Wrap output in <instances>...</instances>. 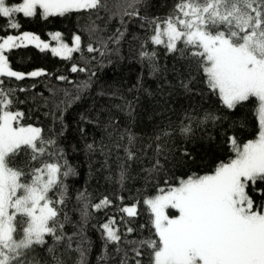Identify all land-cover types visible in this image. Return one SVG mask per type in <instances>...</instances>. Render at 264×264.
Returning a JSON list of instances; mask_svg holds the SVG:
<instances>
[{
  "label": "trees",
  "instance_id": "obj_1",
  "mask_svg": "<svg viewBox=\"0 0 264 264\" xmlns=\"http://www.w3.org/2000/svg\"><path fill=\"white\" fill-rule=\"evenodd\" d=\"M19 2L7 0L9 5ZM177 3L108 0L109 10L98 16L95 10L47 19L16 14L19 29L8 28L7 18H0V37L34 33L48 40L51 33L60 32L69 43L75 35L81 38L80 51L70 59L33 46L7 52L11 69L26 74L23 80L2 78L4 87L14 93L12 110L24 113L22 125L38 127L43 138L55 141L46 146L48 154L35 161L21 151L11 166L24 169L22 182L42 161H58L73 171L63 178L64 204L59 206L65 239L56 243L46 237V245L34 246L22 258L25 264H136L137 260L150 264V250L139 242L158 238L145 201L161 189L178 186L180 180L212 174L229 162L235 157L230 138L241 146L257 138L254 98L226 108L209 91L196 58L182 43L176 52L151 43L154 25L149 21L166 19ZM125 11L139 15H124ZM88 46L97 51L88 52ZM142 51L155 53V70L142 58ZM73 66L85 71L72 72ZM33 71L45 75H27ZM209 113L216 119L205 120ZM185 127L190 133L182 132ZM54 194L58 198L55 189L48 195ZM104 198L109 206L95 210L92 206ZM133 205L135 216L120 211ZM169 213L177 214L174 209ZM109 219L119 229V244L104 238L101 225ZM135 249L143 254L137 257Z\"/></svg>",
  "mask_w": 264,
  "mask_h": 264
},
{
  "label": "snow or ice",
  "instance_id": "obj_2",
  "mask_svg": "<svg viewBox=\"0 0 264 264\" xmlns=\"http://www.w3.org/2000/svg\"><path fill=\"white\" fill-rule=\"evenodd\" d=\"M92 10L97 16L101 10L108 11V0H21L17 5L0 0V18H7L10 29L20 27L14 19L16 14L47 19ZM124 15L138 16L139 12L125 11ZM149 24L154 25L152 44L176 52L177 44L182 43L189 50L209 91L226 108L234 109L254 98L259 132L256 139L243 146L235 137L230 138L235 157L221 163L214 174L190 176L167 192L161 189L160 195L147 199L145 204L158 239L140 241L139 245L150 250V264H264V0H178L172 15L162 21L153 18ZM52 39L57 47L50 48L30 33L0 37V264H25L22 258L34 251V246L46 245V237L56 243L65 239L59 206L64 204L63 178L73 171L58 161H42V166L27 173L29 180L22 182L26 173L23 168L11 166L15 158L23 151L35 161L48 154L46 146L55 141L43 138L42 129L20 123L24 113L12 110L14 93L4 87L2 79H25L26 74L11 69L5 54L24 42L34 43L41 51L50 48L53 55L63 59L80 51L79 35L74 37L73 46L63 43L60 33ZM87 51L97 49L88 46ZM141 56L155 70V53L142 51ZM71 71L85 69L73 66ZM27 75L45 73L33 71ZM215 119L211 113L205 115V120ZM190 131V127L182 129L185 134ZM132 139L129 136L130 142ZM54 189L58 198L48 195ZM110 203L104 198L92 207L99 211ZM86 207L82 211L85 218ZM169 208L178 215L170 217L166 211ZM120 211L130 217L137 214L134 205ZM114 225V219L101 225L103 235L106 241L119 244L121 236ZM67 239L70 248L71 237ZM48 251L53 252V248ZM134 251L137 257L143 254L139 249Z\"/></svg>",
  "mask_w": 264,
  "mask_h": 264
},
{
  "label": "rangeland",
  "instance_id": "obj_3",
  "mask_svg": "<svg viewBox=\"0 0 264 264\" xmlns=\"http://www.w3.org/2000/svg\"><path fill=\"white\" fill-rule=\"evenodd\" d=\"M14 5H17V4H14ZM55 33H60V32H53V33H51L50 34V36H49V39L48 40H44V39H42L40 36H38L37 34H34V33H30V34H34V35H36V36H38L39 38H40V40L41 41H43V42H46V43H48L49 45H50V48L51 47H57L58 46V44H57V41H55V40H53L52 39V36L55 34ZM61 34V33H60ZM19 36V35H18ZM76 36V35H75ZM61 40H62V42L63 43H65V44H67V45H69V46H73V42L72 43H69V42H67V41H65L64 39H63V36H62V34H61ZM74 40V39H73ZM21 46H33V47H36L35 46V44L34 43H29V42H24V44H22ZM80 46H81V41H80ZM37 48V47H36ZM50 48L48 49V51H50ZM51 52V51H50ZM74 53V52H73ZM73 53L71 54V56L73 55ZM6 55H7V52L5 53ZM58 57H60V56H58ZM33 127H35V126H33ZM38 128V127H37ZM212 174H214V173H212ZM210 175V174H209ZM165 192H167V191H165ZM161 194V193H160ZM160 194H158V195H160ZM157 196V195H156ZM154 198V197H153ZM169 209H171V208H169ZM169 209H167L166 211H167V213L169 214V216L170 217H174V216H177L178 215V212H177V214H170L169 213Z\"/></svg>",
  "mask_w": 264,
  "mask_h": 264
}]
</instances>
